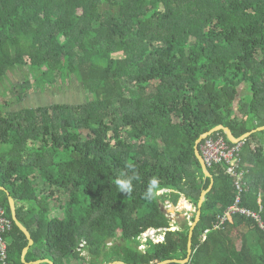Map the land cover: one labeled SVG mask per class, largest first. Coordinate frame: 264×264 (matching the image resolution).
I'll list each match as a JSON object with an SVG mask.
<instances>
[{
	"label": "trees",
	"instance_id": "obj_1",
	"mask_svg": "<svg viewBox=\"0 0 264 264\" xmlns=\"http://www.w3.org/2000/svg\"><path fill=\"white\" fill-rule=\"evenodd\" d=\"M73 77L85 101L22 105ZM222 124L236 137L264 126V0H0L9 263L67 264L91 252V264H264L258 220L238 213L215 226L238 197L264 220V129L242 141L239 188L225 162L208 167L211 178L194 152ZM219 135L235 144L223 129L208 136ZM9 194L34 239L27 262ZM182 196L195 211L174 224L165 206ZM149 229L164 239L148 236L142 249Z\"/></svg>",
	"mask_w": 264,
	"mask_h": 264
},
{
	"label": "built area",
	"instance_id": "obj_2",
	"mask_svg": "<svg viewBox=\"0 0 264 264\" xmlns=\"http://www.w3.org/2000/svg\"><path fill=\"white\" fill-rule=\"evenodd\" d=\"M241 148L242 142L230 145L225 140L223 135H219L217 137L207 136L200 144V153L203 155L208 167L216 163L225 162L227 164V172L236 178L237 187L242 188L243 173L238 172L237 170V167L240 165L238 152H240ZM168 204L170 203L168 202ZM238 213L254 217L264 229V220L260 213L251 211L246 207L241 206L240 197H238L235 203L230 205L227 210L219 216V221L215 225L216 228L222 227L228 219H231L234 214ZM12 227V220L6 215L5 208L0 204V264H10L8 260L9 245L6 239V234L12 229ZM154 234L155 233L153 231L145 233V239H147L148 236L154 237ZM156 239L163 240L164 236L156 237Z\"/></svg>",
	"mask_w": 264,
	"mask_h": 264
},
{
	"label": "water",
	"instance_id": "obj_3",
	"mask_svg": "<svg viewBox=\"0 0 264 264\" xmlns=\"http://www.w3.org/2000/svg\"><path fill=\"white\" fill-rule=\"evenodd\" d=\"M224 130L228 136V138L230 139V141L234 142V143H237V142H242L244 141L245 139H247V137H249L253 132L257 131V130H263L264 129V126H260L258 127L257 129H254L250 132H247L245 133L244 135H242L241 137H236L232 131V129L230 127H227L225 125H218L216 126L215 128H213L212 130H210L209 132H206L204 133L196 142V145H195V149H194V152H195V155H197L200 163H201V166L203 168V171L205 173L206 176L208 177H211L212 178V174L211 172L209 171V168L205 162V159L203 157V155H201L200 153V144H201V141L204 137L208 136L209 134L215 132V131H218V130ZM212 184H213V179H212V183L210 185V187L207 189V190H204L202 192V196H201V200H200V204L199 206L201 207L202 206V203L205 199V195L206 193L210 190V188L212 187ZM0 188H4V187H0ZM185 199H187L186 196H184ZM9 202H10V206H11V210H12V215H13V219L15 221V223L17 224V226L22 230L24 231V233L26 234L28 240H29V244L27 245V247L24 248V251H23V261L24 262H27L26 261V254L30 248V246H32L34 244V239L32 238V234L30 232V230L19 220L18 218V214H17V206H16V201L14 199V197L9 194ZM200 216H201V209H199L197 211V215H196V219L195 221L192 223V226H191V230H190V240H189V252H190V255L193 251V248H192V236H193V233H194V228L195 226L197 225L198 221L200 220ZM173 229H175L173 227ZM150 232V230H149ZM109 240H112V239H109ZM108 240V241H109ZM189 258L185 259V260H179V259H173V260H166V261H159V260H156V261H153L151 263H144V264H167V263H170L172 261H178V262H186L188 261ZM41 260H37V261H34V262H27V263H40ZM45 261H49L51 264H54V262L52 260H45ZM110 264H129V263H126L124 261H114Z\"/></svg>",
	"mask_w": 264,
	"mask_h": 264
},
{
	"label": "rangeland",
	"instance_id": "obj_4",
	"mask_svg": "<svg viewBox=\"0 0 264 264\" xmlns=\"http://www.w3.org/2000/svg\"><path fill=\"white\" fill-rule=\"evenodd\" d=\"M23 76L21 74H14L13 80L16 82L17 80L21 79ZM34 84V82H33ZM83 90L81 84L78 82L76 78L68 79L67 82L60 87L55 88H48L46 90V93H39L36 91H32L30 95L24 100L22 103L23 106L27 105H38L42 103H50L53 101H68V102H79V101H85L87 98V94ZM19 107H22L21 105ZM184 196L180 198V201L178 205H170L167 204L165 206V209L167 212L170 209H173L174 206H179L178 213L181 214L184 210H193L195 211V206L192 204V209L189 207H185V204H183ZM190 205V204H189ZM169 209V210H168ZM177 212V210L174 211V213ZM169 213V212H168ZM187 213V212H186ZM184 213V214H186ZM170 214V213H169ZM156 233L154 234V236ZM109 243V241H108ZM87 251H83L82 255H86Z\"/></svg>",
	"mask_w": 264,
	"mask_h": 264
},
{
	"label": "crops",
	"instance_id": "obj_5",
	"mask_svg": "<svg viewBox=\"0 0 264 264\" xmlns=\"http://www.w3.org/2000/svg\"><path fill=\"white\" fill-rule=\"evenodd\" d=\"M186 201L188 202V204H190V205H188V206H185V207H189V208H191L192 209V203L188 200V198L186 199ZM167 207V206H166ZM169 210V209H168ZM175 210H177V212H175L174 213V211ZM178 211H180L179 210V206H177V207H175L174 206V208L173 209H170L168 212L170 213L169 214V216L171 217V218H173V222L172 223H174V224H176V222H177V220L179 221V220H181L184 216H188V217H190L191 215H193V213H192V211L193 210H184L183 212H181V214H179L178 213ZM187 212V213H186ZM184 213H186V214H184ZM193 223V222H192ZM175 229L178 227V226H173ZM173 227H172V229H173ZM157 234H158V232H157ZM143 236H145V235H143ZM164 236V235H163ZM147 240H148V238L147 239H143V244H141V248L142 249H144V248H146L147 247ZM117 242H119V240H109V245H112L113 243H117ZM84 251H86V250H84ZM83 254V253H82ZM81 254V256L80 257H82L83 255ZM95 256L90 252L87 256H86V258L85 259H82V258H71V259H69V261L67 262V264H91V260L92 259H94L95 261L97 260L96 259V257L94 258ZM103 259V258H102ZM45 260H51L50 258H45V259H42L40 262H43V261H45ZM114 261H121L120 259H118V260H114ZM114 261H112V262H114ZM46 262H49V261H46ZM97 262V261H96ZM111 262V263H112ZM50 263V262H49ZM110 264V263H109Z\"/></svg>",
	"mask_w": 264,
	"mask_h": 264
},
{
	"label": "clouds",
	"instance_id": "obj_6",
	"mask_svg": "<svg viewBox=\"0 0 264 264\" xmlns=\"http://www.w3.org/2000/svg\"><path fill=\"white\" fill-rule=\"evenodd\" d=\"M117 183H118V185H119V187L123 190V191H126V192H131L132 191V187H131V185H130V183H126V182H123V181H120V180H118L117 181ZM156 184H157V181L155 180V179H153L152 181H151V185H152V188H154L155 186H156ZM148 197L150 198L151 197V192L148 194ZM185 199V198H184ZM189 200V199H188ZM167 204H168V202H167ZM171 205H174V204H172V203H170ZM150 230V232H154V233H157V230L156 229H149ZM149 230L146 232V233H150L149 232ZM145 234V233H144ZM156 237H159V236H163V235H155ZM144 237V239H145V236H143ZM159 240H161V239H159Z\"/></svg>",
	"mask_w": 264,
	"mask_h": 264
}]
</instances>
